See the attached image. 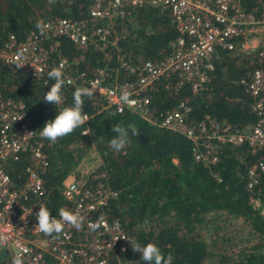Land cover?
I'll list each match as a JSON object with an SVG mask.
<instances>
[{
	"label": "trees",
	"instance_id": "trees-1",
	"mask_svg": "<svg viewBox=\"0 0 264 264\" xmlns=\"http://www.w3.org/2000/svg\"><path fill=\"white\" fill-rule=\"evenodd\" d=\"M238 2L255 18L264 15V0ZM88 5L89 0H55L52 4L48 0H0V46L7 35L23 39L28 31L37 29L38 21L47 18L87 19ZM88 23V33L105 24L97 20ZM176 36L166 10L150 5L127 6L122 16H113L108 41L102 49L97 43L79 48L64 37L59 38L57 49L67 59L77 60L71 64L70 74L81 73L83 79H89L97 69H103L104 84H111L134 77L118 67L117 54L130 63L157 61L168 56L169 44ZM55 61L51 53L50 67L39 77L15 65L0 63V95L20 101L36 131L54 119L60 108L73 103L72 86L62 88L60 106L44 102V94L54 83L47 74ZM211 62L206 81L196 91L189 83L177 84L176 75L157 80L147 90L148 113L157 116L182 103L187 107L188 123L209 115L236 127L251 124L254 117L248 107L249 98L239 79L252 68L264 66V61L254 53L231 57L218 50ZM83 99L89 120L56 143L43 139L48 165L40 175L44 188L40 198L51 212L67 205L60 193L62 182L92 151L99 160L97 168L106 174L107 187L116 192L104 209L105 217L117 222L130 237L123 254L125 264H145L141 254L132 250L137 242L156 243L165 254L172 255L173 264H264V217L259 211L264 204V171L251 188L246 187V169L264 161V146L250 151L246 145H220L217 160L204 165L193 158L191 142L184 136L152 125L136 113L115 112L103 98ZM128 123L136 124L145 141L132 137L124 150L116 152L108 145L114 135L112 128ZM168 144L170 154L155 153L154 148L161 150ZM24 163L21 158L3 167L15 186L23 181ZM255 202L259 205L254 206ZM218 213L240 218L255 241L230 252L217 251L212 260L199 230L208 214Z\"/></svg>",
	"mask_w": 264,
	"mask_h": 264
},
{
	"label": "built area",
	"instance_id": "built-area-1",
	"mask_svg": "<svg viewBox=\"0 0 264 264\" xmlns=\"http://www.w3.org/2000/svg\"><path fill=\"white\" fill-rule=\"evenodd\" d=\"M139 5L169 13L177 36L169 44L167 57L130 63L117 54L118 67L134 75L132 80L119 83L104 84L103 69H97L89 79H83L81 73L68 72L77 60L67 59L57 49L60 37L79 48L97 43L102 49L108 41L113 16H122L127 6ZM88 17L47 18L40 21L42 29L28 31L23 39L7 35L0 46V63L16 66L17 62H23L26 65L21 70L39 77L50 67V54L54 53L56 61L52 68L63 71V87L95 86L92 97L103 98L115 112L136 113L152 125L187 138L193 158L204 165L217 160L220 145H246L250 151L264 146V66L252 68L239 79L254 117L251 124L243 127L209 115L188 123L187 107L182 103L152 116L148 113L147 95L157 80L171 75L177 76V84L189 83L196 91L206 81L207 72L212 69L211 59L218 50L231 57L254 53L264 61V15L255 18L240 7L238 0H89ZM92 20L105 24L88 33L85 27ZM103 53L107 55L106 51ZM122 90L129 92L134 104L121 103ZM43 144L40 131L31 128L22 103L0 95V237L6 238L0 246V264H11L20 251L18 245L29 250L22 254L24 264H125L123 254L130 237L117 222L105 217L104 209L116 192L107 187L104 170L97 168L99 160L94 166L80 162L62 182L60 193L67 202L65 208L84 217L82 226L65 225L59 236H46L38 231L35 217L38 204H44L40 198L44 192L40 175L48 165ZM21 158L25 161L23 181L15 186L3 167ZM263 171L264 161L250 164L246 169V187L251 188ZM59 209L50 212L59 218Z\"/></svg>",
	"mask_w": 264,
	"mask_h": 264
},
{
	"label": "clouds",
	"instance_id": "clouds-1",
	"mask_svg": "<svg viewBox=\"0 0 264 264\" xmlns=\"http://www.w3.org/2000/svg\"><path fill=\"white\" fill-rule=\"evenodd\" d=\"M55 0H48L49 4L54 3ZM36 27L42 29L43 23L37 22ZM24 59L23 53L20 54V60ZM26 64L17 62L16 67L21 69ZM48 79L54 81L50 90L44 94V102L52 105H60L63 103L62 88L65 84L64 73L59 67H54L48 72ZM95 86L76 87L73 92V103L70 106H65L59 109L54 119L46 121L45 125L40 131L41 138L48 140L51 143H56L59 139L70 135L77 128L84 125L89 116L84 112L83 97L91 98L95 94ZM120 101L122 104H134L130 99V94L127 90H122ZM113 113L112 115H116ZM113 137L108 141L109 147L120 152L126 148L130 143V138L137 137L140 134V129L135 123H128L127 125L116 124L112 128ZM39 211L36 214V227L39 232L46 236H59L65 228V225H70L79 228L83 224L84 217L79 213H74L65 207H61L58 212V217L53 216L50 210L44 204H38ZM118 239V238H117ZM6 238L0 237V246H3ZM11 261V264H24L23 253L28 252L27 248L22 246ZM133 252L141 254V260L145 264H173L172 255L165 254L161 248L153 242L141 245L139 242L132 245ZM123 251V250H122Z\"/></svg>",
	"mask_w": 264,
	"mask_h": 264
},
{
	"label": "rangeland",
	"instance_id": "rangeland-1",
	"mask_svg": "<svg viewBox=\"0 0 264 264\" xmlns=\"http://www.w3.org/2000/svg\"><path fill=\"white\" fill-rule=\"evenodd\" d=\"M81 163L94 166L98 164V158L94 152L89 151ZM258 205L259 203H254V206ZM259 211L264 217V204L260 205ZM206 219L207 221L200 227L199 234L206 242L212 260L215 259L217 251L230 252L255 241L240 218H228L223 213H218L208 214Z\"/></svg>",
	"mask_w": 264,
	"mask_h": 264
},
{
	"label": "water",
	"instance_id": "water-1",
	"mask_svg": "<svg viewBox=\"0 0 264 264\" xmlns=\"http://www.w3.org/2000/svg\"><path fill=\"white\" fill-rule=\"evenodd\" d=\"M138 139H141L143 141H145V138L142 137V136H137ZM154 151L155 153L157 154H170V151H171V146L170 144L166 145V147H164L163 149L159 150V149H156L154 148Z\"/></svg>",
	"mask_w": 264,
	"mask_h": 264
}]
</instances>
